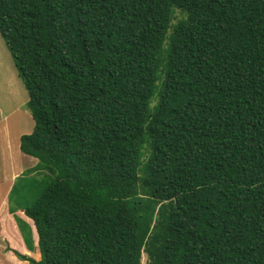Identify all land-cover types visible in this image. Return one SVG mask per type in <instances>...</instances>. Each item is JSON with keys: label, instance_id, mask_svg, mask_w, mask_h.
Returning a JSON list of instances; mask_svg holds the SVG:
<instances>
[{"label": "trees", "instance_id": "obj_1", "mask_svg": "<svg viewBox=\"0 0 264 264\" xmlns=\"http://www.w3.org/2000/svg\"><path fill=\"white\" fill-rule=\"evenodd\" d=\"M0 33L52 174L17 264H264V0H0Z\"/></svg>", "mask_w": 264, "mask_h": 264}, {"label": "rangeland", "instance_id": "obj_2", "mask_svg": "<svg viewBox=\"0 0 264 264\" xmlns=\"http://www.w3.org/2000/svg\"><path fill=\"white\" fill-rule=\"evenodd\" d=\"M28 100L29 93L20 74L19 68L16 65L13 53L6 39L0 33V118H2L3 123H7L9 127L8 129L1 128L0 131L1 133L8 132L9 137L6 139L7 141L8 139L11 141V144L8 145V143L4 142L2 137H0L1 153L3 159L12 156L13 160L15 161L13 168H22L24 175L28 176L31 182H35L34 194L28 198V202L21 204L19 201L17 202L12 196L9 198L7 207L10 209V211L8 219H6V215L4 214L3 234L12 237L14 242H16L22 250H25L27 254H35V234L32 232V224L31 221L27 219V217H22L21 208L32 204L38 194L43 191L44 187L51 180L52 174L48 169H45V171L44 169H36L35 171L30 169L27 170V168L33 165L35 161L38 163V159L24 154V152L22 153L21 149L19 148L21 136L25 133L32 132L35 125L32 113L27 105ZM155 102L156 100L153 103ZM21 110H26L27 115L21 119L22 122L13 125L14 120L19 115V113H21ZM17 143L18 147H16ZM4 174L8 175L9 171H4ZM15 182L16 179L14 183ZM5 187L6 184L4 183V198L6 195ZM6 238L8 239L7 236L3 238V236L0 234V241L4 239L3 245L0 248V264H17V261L13 258V256L8 253V240H6ZM142 262L143 264H148V256L145 252L142 256Z\"/></svg>", "mask_w": 264, "mask_h": 264}, {"label": "crops", "instance_id": "obj_3", "mask_svg": "<svg viewBox=\"0 0 264 264\" xmlns=\"http://www.w3.org/2000/svg\"><path fill=\"white\" fill-rule=\"evenodd\" d=\"M26 115H27L26 110H21V113H19V115L14 120L13 125H15L16 123L22 122L21 119ZM1 128H4V129L9 128L7 123H5V124L3 123L2 118H0V130H1ZM0 137H2L3 141L7 142L8 145L11 144L10 139H8V141L6 139L9 137L8 132L1 133V131H0ZM16 147H18V143L16 144ZM19 148H20V143H19ZM21 152H22V150H21ZM18 156H19V153H18ZM14 163H15V161L13 160L12 156H9L8 158L3 159V156L1 153V147H0V227H1L0 228V234L3 236V238H5V236L8 237V239L6 238V240H8V242L6 241L8 244H9L10 239H12V237H10L9 235L3 234L4 214L6 215L5 216L6 219H8L10 209H8V207H7V202L9 200V198H11V196L14 197L15 200L18 202L17 194L14 191V184H15L14 181H15V179L17 180V178L19 176L24 175V171L22 168H19V167L13 168ZM38 164H39V159H38V163L35 161L33 163V165H31L30 167L27 168V170L30 169L32 171H35L36 168L39 167ZM4 171H7V172L9 171V174L8 175L4 174ZM20 173H21V175H20ZM32 173H34V172H32ZM4 183L6 184L5 198H4V193H3ZM7 209H8V211H7ZM3 242H4V239H2V241H0V248L3 245ZM7 259H9V258H7Z\"/></svg>", "mask_w": 264, "mask_h": 264}]
</instances>
